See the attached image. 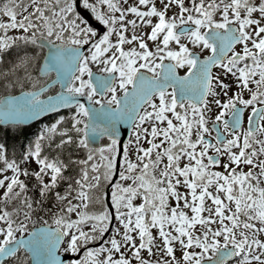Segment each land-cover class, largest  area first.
<instances>
[{
	"label": "snow or ice",
	"instance_id": "1",
	"mask_svg": "<svg viewBox=\"0 0 264 264\" xmlns=\"http://www.w3.org/2000/svg\"><path fill=\"white\" fill-rule=\"evenodd\" d=\"M0 264H264V0H0Z\"/></svg>",
	"mask_w": 264,
	"mask_h": 264
},
{
	"label": "water",
	"instance_id": "2",
	"mask_svg": "<svg viewBox=\"0 0 264 264\" xmlns=\"http://www.w3.org/2000/svg\"><path fill=\"white\" fill-rule=\"evenodd\" d=\"M124 137L127 138V132L124 133Z\"/></svg>",
	"mask_w": 264,
	"mask_h": 264
}]
</instances>
